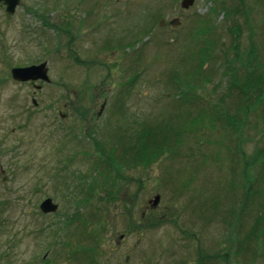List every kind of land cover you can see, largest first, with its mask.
I'll list each match as a JSON object with an SVG mask.
<instances>
[{
    "label": "rangeland",
    "instance_id": "374dc122",
    "mask_svg": "<svg viewBox=\"0 0 264 264\" xmlns=\"http://www.w3.org/2000/svg\"><path fill=\"white\" fill-rule=\"evenodd\" d=\"M221 3L232 11L212 10ZM199 43L215 55L185 102L169 75L196 64ZM231 44L264 63V0H18L11 14L0 3V264H264V179L242 182L240 160L264 145V104L239 137L199 127L171 155L125 167L115 195L99 190V142L115 153L116 134L140 125L236 111L222 71L239 64L220 52ZM42 62L48 80L11 76ZM46 197L55 211H40Z\"/></svg>",
    "mask_w": 264,
    "mask_h": 264
},
{
    "label": "trees",
    "instance_id": "16d2710c",
    "mask_svg": "<svg viewBox=\"0 0 264 264\" xmlns=\"http://www.w3.org/2000/svg\"><path fill=\"white\" fill-rule=\"evenodd\" d=\"M220 9L225 10L227 13L232 11L231 8H225L224 3H221L218 7L212 8V10L216 12ZM201 19L203 21H209L208 16ZM201 27L198 30L194 29V33H198L199 31L200 33L204 32L203 30L210 32L208 26ZM198 35L199 33L197 36ZM209 43H211V41H209ZM233 46L234 45L231 44L226 48V51L225 49H221L220 52L224 57L227 56V52H233L232 59L239 64L238 66L232 67L229 66L231 63H228L227 69L225 68L224 71H222L224 77H227V94L229 95L231 92L238 103L236 111L230 113L227 110L220 109L216 111L215 115H210L204 110H200L199 113L196 112V115H193V111L190 110V113L186 110L181 115L176 116L175 120L172 119V117L166 118L167 120H164L162 125H140L133 131L134 136H124L122 133L117 135L115 133L116 141L113 144L115 153L109 152L103 143L99 142V151L102 153V157L99 158V166H103V177L101 180L102 182H99V190L102 189V192L107 190L106 194L112 193V195H115L120 189V182L116 181L121 180V176L123 177L122 171L125 167H145L164 154L171 155L175 152L177 145L182 141L184 142L185 138L193 136V132H196L199 127L206 128V125L207 127H213L214 124L220 123L226 129L228 128L227 130L233 128L235 134L238 135V137L240 136L239 126L247 122L250 111L256 112V109L264 104V63L260 62L259 58H257L253 46L248 48L245 56H239L238 50L236 51V48L233 49ZM195 55L197 56V61L194 66L193 64L181 65L182 69L178 67L170 71L169 75V81L177 88L174 94L177 95V98L185 102L195 101L199 98L195 88L196 82L199 80L202 81L199 79L201 76L200 72L201 70L203 71L204 64L208 60L213 59L215 50L213 53V48H208V45L204 46L203 43H199V48L196 49ZM226 59L228 60L227 57ZM239 69L242 73L238 72ZM201 77L206 81L208 80L207 75ZM259 113L260 114H257L256 112L255 116L262 117L264 115L263 112ZM237 124L239 125L238 127ZM238 137L237 139L239 140ZM240 154V160L243 166L242 182H253L259 176H261V180L264 179V145L255 148L249 157L243 155L241 152ZM251 165H257L258 168L246 170L247 167L249 168ZM252 171L255 172L256 175ZM249 172L250 174H248ZM97 192L98 191H96V193ZM92 195L93 188L87 185L86 192L82 194L79 203L89 202L90 198H93ZM144 216L145 215H143V217ZM261 217L260 215L256 217L250 228L252 230L246 235V241L250 242V237H252L254 245L257 244L258 235L262 232L259 226ZM143 219L144 222L146 219H149L148 221L151 222L150 225L157 224L158 222V220H155V216L145 217Z\"/></svg>",
    "mask_w": 264,
    "mask_h": 264
},
{
    "label": "water",
    "instance_id": "95a60500",
    "mask_svg": "<svg viewBox=\"0 0 264 264\" xmlns=\"http://www.w3.org/2000/svg\"><path fill=\"white\" fill-rule=\"evenodd\" d=\"M194 0H180V6L184 9H187L192 5ZM0 3H3L5 6V11L7 14L14 12V8L18 3V0H0ZM167 23L175 27L179 25L180 20L177 17H173L167 21ZM11 76L15 80L26 81L34 79H43L48 80L46 75L45 62L39 64H31L27 66H17L10 69ZM35 103V101H34ZM103 104L101 105V108ZM159 196L156 194L152 199L149 200L154 206L158 202ZM57 208V204L51 200V198L46 197L39 203V209L42 213L53 212Z\"/></svg>",
    "mask_w": 264,
    "mask_h": 264
}]
</instances>
